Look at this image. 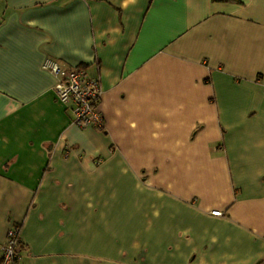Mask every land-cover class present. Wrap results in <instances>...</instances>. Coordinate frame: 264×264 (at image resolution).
Here are the masks:
<instances>
[{
	"label": "crops",
	"instance_id": "1",
	"mask_svg": "<svg viewBox=\"0 0 264 264\" xmlns=\"http://www.w3.org/2000/svg\"><path fill=\"white\" fill-rule=\"evenodd\" d=\"M46 58L99 78L101 128ZM14 224L19 264H260L264 0H0V246Z\"/></svg>",
	"mask_w": 264,
	"mask_h": 264
},
{
	"label": "built area",
	"instance_id": "2",
	"mask_svg": "<svg viewBox=\"0 0 264 264\" xmlns=\"http://www.w3.org/2000/svg\"><path fill=\"white\" fill-rule=\"evenodd\" d=\"M42 68L54 75L53 89L56 97L69 110L71 122L75 126H103L99 109L101 90L98 77L89 75L84 67L66 69L51 58L43 61ZM211 214L220 216L222 212L213 210ZM20 242V225L14 224L8 229L5 241L0 246V264H19ZM260 264H264V255Z\"/></svg>",
	"mask_w": 264,
	"mask_h": 264
},
{
	"label": "trees",
	"instance_id": "3",
	"mask_svg": "<svg viewBox=\"0 0 264 264\" xmlns=\"http://www.w3.org/2000/svg\"><path fill=\"white\" fill-rule=\"evenodd\" d=\"M213 2H235V1H238V0H212ZM21 242L19 243V250L21 248Z\"/></svg>",
	"mask_w": 264,
	"mask_h": 264
}]
</instances>
